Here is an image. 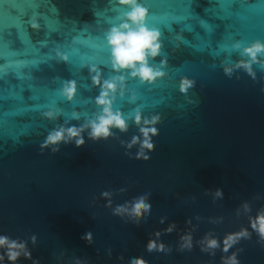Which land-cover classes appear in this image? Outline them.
<instances>
[{
	"label": "water",
	"instance_id": "obj_1",
	"mask_svg": "<svg viewBox=\"0 0 264 264\" xmlns=\"http://www.w3.org/2000/svg\"><path fill=\"white\" fill-rule=\"evenodd\" d=\"M138 3L162 45L149 65L163 76L150 83L113 68L107 37L130 11L119 0H0V237L24 245L15 261L0 246V264H264L253 227L264 214V52L242 55L264 44V0ZM105 81L126 128L93 138ZM61 127L83 129V145L42 148ZM142 128L156 130L151 150ZM140 197L150 210L136 217Z\"/></svg>",
	"mask_w": 264,
	"mask_h": 264
},
{
	"label": "clouds",
	"instance_id": "obj_2",
	"mask_svg": "<svg viewBox=\"0 0 264 264\" xmlns=\"http://www.w3.org/2000/svg\"><path fill=\"white\" fill-rule=\"evenodd\" d=\"M121 5L129 6L130 11L126 13V22L122 23L119 27H113L107 37L109 46L112 49V65L116 71H130V74L133 77H138L142 82H153L158 77L163 76L161 71L154 69L149 65V57L155 58L161 52V42H160V33L155 29H150L146 25V19L149 15V10L138 3V0H119ZM264 52V44L256 42L250 47L244 48L242 55H247L251 58V61L255 62L257 59L258 53ZM236 67L245 69L253 77L255 74L252 71L251 64L241 60ZM226 74H231L232 68L226 67L224 69ZM123 79L122 77L120 78ZM94 84L99 85L100 79L98 76L93 77ZM191 87V84L188 81H184L181 85L182 91H187ZM117 85L115 82L105 81L102 86V91L100 96L97 98V104L102 106L103 113L98 117L97 121L90 122L86 127L91 128L90 135L93 138L107 137L110 134L111 127H117L121 130L126 128V123L122 118L120 113H113L111 109V100L109 99L110 94L115 93ZM64 95L71 100L76 93V84L74 81H69L68 84L63 89ZM49 118H54L52 112L46 113ZM158 118H153V123ZM141 117L136 116L137 124L140 123ZM148 121H145L147 124ZM83 129H78L76 127L63 128L61 127L58 130H53L46 137L45 142L42 145V148L52 147V151H58V145L61 141L66 142L67 139H76V146L80 147L83 145V139H79L80 132ZM141 132L143 133L145 139L142 144V149L147 148L151 150L153 144L150 142L149 133L155 134L156 130L154 128H142ZM136 140H133L135 143ZM140 156H143V151L140 152ZM145 159L148 157L144 156ZM220 193L217 192V195ZM107 195V193H105ZM150 210V205L145 202L144 197H140L138 201L134 204L133 213L136 217H140L142 213H147ZM124 208L118 207L115 209L116 214L124 212ZM253 227L259 232L261 238H264V214H261L257 217L253 223ZM237 235H247V233H239ZM88 239L91 237L89 235ZM187 244L189 240L188 237L184 238ZM236 237L228 236L225 241V250L233 242H235ZM7 245L8 258L12 261H15L17 257L21 254L20 250L24 249V245L17 243L15 241L9 242L6 237H0V246ZM208 246L214 248L217 246L215 240H209ZM149 250L156 248L154 243H149ZM163 250V246H161ZM27 255V253H24ZM3 257H0L2 259ZM133 264H144L142 260H134ZM226 264H237L235 257L226 261Z\"/></svg>",
	"mask_w": 264,
	"mask_h": 264
}]
</instances>
